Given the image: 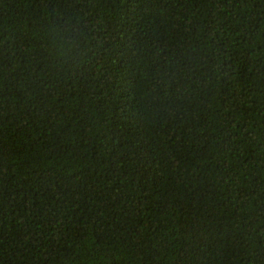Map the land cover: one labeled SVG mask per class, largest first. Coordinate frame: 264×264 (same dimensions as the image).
I'll list each match as a JSON object with an SVG mask.
<instances>
[{
	"label": "trees",
	"instance_id": "obj_1",
	"mask_svg": "<svg viewBox=\"0 0 264 264\" xmlns=\"http://www.w3.org/2000/svg\"><path fill=\"white\" fill-rule=\"evenodd\" d=\"M0 264H264V0H0Z\"/></svg>",
	"mask_w": 264,
	"mask_h": 264
}]
</instances>
